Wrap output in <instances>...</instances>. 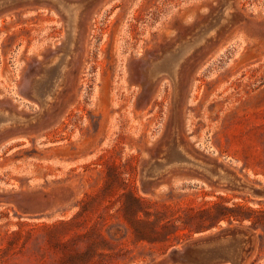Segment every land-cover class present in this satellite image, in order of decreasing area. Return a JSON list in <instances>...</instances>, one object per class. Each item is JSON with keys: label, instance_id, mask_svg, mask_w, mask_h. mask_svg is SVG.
Returning <instances> with one entry per match:
<instances>
[{"label": "rangeland", "instance_id": "obj_1", "mask_svg": "<svg viewBox=\"0 0 264 264\" xmlns=\"http://www.w3.org/2000/svg\"><path fill=\"white\" fill-rule=\"evenodd\" d=\"M229 1L63 0L78 15L67 46L48 0L0 14V111L24 120L0 130V264H173L232 229L249 235L240 264H264V198L195 166L147 177L179 145L264 183V0ZM216 21L174 80L156 73Z\"/></svg>", "mask_w": 264, "mask_h": 264}, {"label": "water", "instance_id": "obj_2", "mask_svg": "<svg viewBox=\"0 0 264 264\" xmlns=\"http://www.w3.org/2000/svg\"><path fill=\"white\" fill-rule=\"evenodd\" d=\"M28 2L29 0H0V14L10 7ZM223 10L222 8L221 13ZM49 71L47 75L50 74ZM176 148H169V151L166 153L167 158L164 162L172 160L171 157L176 152ZM191 158V162H193L192 166H195L206 177L217 181H222L221 179L224 178L226 182L246 189L258 198H264V183L249 185L241 180H237L233 175L215 163H210L192 156ZM147 177L153 178L154 176L151 173ZM248 241L249 235L239 229L201 235L193 241L172 250L169 259L173 264H240L244 247Z\"/></svg>", "mask_w": 264, "mask_h": 264}, {"label": "bare ground", "instance_id": "obj_3", "mask_svg": "<svg viewBox=\"0 0 264 264\" xmlns=\"http://www.w3.org/2000/svg\"><path fill=\"white\" fill-rule=\"evenodd\" d=\"M33 0H29V2L31 3ZM52 3H54L56 6H58V9L60 12H62L65 16H64V19H65V22H66V26L69 28V32L70 34L68 33L66 35V46H67V43H69L70 45V42H72V38H73V35H74V32H75V29L77 27V19H78V15H77V8L74 6H69L68 4L64 3L63 0H48ZM231 1V0H230ZM229 1V2H230ZM40 1H38L39 3ZM45 2V0H44ZM67 2V1H66ZM228 2V4H229ZM37 3V2H36ZM86 3V2H84ZM103 3V2H102ZM101 3V4H102ZM76 4V3H74ZM77 5V4H76ZM54 6V5H53ZM81 7V5H80ZM230 5H227L225 8H223V12L222 13H225L227 15V10L229 9ZM232 7V6H231ZM79 8V7H78ZM86 15V14H85ZM235 15V14H234ZM226 18V17H225ZM233 18V17H232ZM217 20V19H216ZM225 20V19H223ZM231 21V20H230ZM229 22V21H227ZM223 23V22H222ZM230 23V22H229ZM218 24V21L214 22V24H212L209 28H207L208 26H206V30H204L203 28V32L198 36L196 37L195 39H193V41L191 42H187L183 45H179L177 47H179L178 49H175L172 53H169L168 55L164 56L163 59L157 63L155 65V69H157L156 73H161V72H166V74L168 75V77L172 80L175 79V76H176V73H177V70H178V66L181 62V60L187 55L189 54L196 46H198L199 44L203 43L205 41V39H207L208 37H210L214 32L218 31V30H221L223 28L222 27H218L217 26ZM228 24V23H227ZM224 25V24H223ZM220 26V25H219ZM226 27V26H225ZM67 28V29H68ZM66 29V30H67ZM200 33V32H199ZM198 33V34H199ZM196 35V34H195ZM194 37V35H193ZM192 39V38H191ZM189 39V40H191ZM186 42V40H185ZM181 43V42H180ZM66 58V57H65ZM60 63V62H59ZM64 63V62H63ZM56 65V64H55ZM154 65V64H153ZM64 66H67L66 65H60L58 67H52L50 68V74L48 75V79H53V81L50 82L49 86L46 88V90L44 91L43 95H44V99H45V103L46 104V100H50L51 98V95H53L55 92H57L60 84L62 83L63 81V77H64ZM152 68V66H151ZM66 69V68H65ZM150 71V70H149ZM154 76V75H153ZM154 78V77H153ZM47 79V80H48ZM64 82V81H63ZM42 84H37V86L35 88H39L41 87ZM62 86V85H61ZM60 86V87H61ZM178 88V87H177ZM175 90V89H174ZM161 92V91H160ZM179 96V95H178ZM42 104V103H41ZM177 111V110H176ZM174 113V112H173ZM12 115V114H11ZM177 115V114H176ZM17 119H18V116H17ZM15 119L14 117H10L9 115H6L5 113L1 112L0 111V130L3 129L5 126H8V125H16V124H20L22 123L21 121H19V119L17 120ZM28 120V119H27ZM25 123H28L25 121ZM178 125V124H177ZM176 130V129H175ZM174 130V131H175ZM178 134V133H177ZM177 137V136H176ZM173 139V138H172ZM177 140V139H176ZM174 146V145H173ZM176 146V145H175ZM174 146V147H175ZM176 152H174L172 155V160H170L169 162H164V161H161L157 167H154L153 168V171H152V174L154 177L158 176L159 174L163 173L164 171L168 170L170 167H173V166H192L193 162L192 161V158L191 156L181 147H179V145H177V148H176ZM178 151V152H177ZM161 156V155H160ZM183 156V157H181ZM177 171V170H176ZM151 173V172H149ZM169 174V173H168ZM222 182H224V178L221 179Z\"/></svg>", "mask_w": 264, "mask_h": 264}]
</instances>
